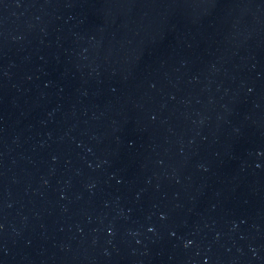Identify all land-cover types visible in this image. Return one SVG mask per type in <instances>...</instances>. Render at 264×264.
<instances>
[{
    "label": "water",
    "instance_id": "1",
    "mask_svg": "<svg viewBox=\"0 0 264 264\" xmlns=\"http://www.w3.org/2000/svg\"><path fill=\"white\" fill-rule=\"evenodd\" d=\"M0 264H264V0H0Z\"/></svg>",
    "mask_w": 264,
    "mask_h": 264
}]
</instances>
